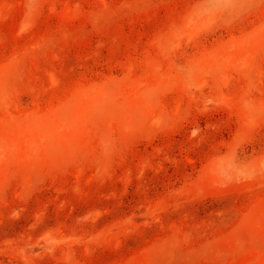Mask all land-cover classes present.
<instances>
[{"label":"rangeland","instance_id":"rangeland-1","mask_svg":"<svg viewBox=\"0 0 264 264\" xmlns=\"http://www.w3.org/2000/svg\"><path fill=\"white\" fill-rule=\"evenodd\" d=\"M0 264H264V0H0Z\"/></svg>","mask_w":264,"mask_h":264}]
</instances>
